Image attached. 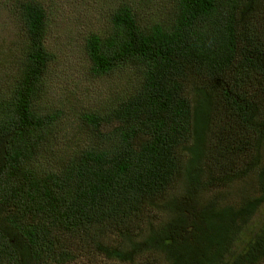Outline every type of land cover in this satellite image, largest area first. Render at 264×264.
<instances>
[{
  "label": "trees",
  "instance_id": "16d2710c",
  "mask_svg": "<svg viewBox=\"0 0 264 264\" xmlns=\"http://www.w3.org/2000/svg\"><path fill=\"white\" fill-rule=\"evenodd\" d=\"M11 1L0 264H264V0H74L105 86L57 95L52 4Z\"/></svg>",
  "mask_w": 264,
  "mask_h": 264
},
{
  "label": "rangeland",
  "instance_id": "374dc122",
  "mask_svg": "<svg viewBox=\"0 0 264 264\" xmlns=\"http://www.w3.org/2000/svg\"><path fill=\"white\" fill-rule=\"evenodd\" d=\"M8 1H0V50L3 51L2 60H8L11 58V52L13 48L11 46L17 42L18 35L21 32L22 22L18 20L17 10L14 7L9 11L7 7ZM12 2V1H11ZM49 4H52V15L49 23V34L46 39V46L49 49H53L57 52L55 63H50L49 68L51 75L49 76L50 85L55 88L56 95L60 94L62 89L59 86L65 84V75L58 76L57 73L66 72L70 76L82 77L80 84L83 85L81 90L86 87H90L92 91H101L105 86L102 79H90L83 73L84 62V44L87 33H90L92 27L98 22L99 14L96 12H86L92 5H86L84 9L79 12H74L72 6H74V0H48ZM79 7L80 4H79ZM76 17L74 19L72 17ZM17 49V48H16ZM18 50V49H17ZM1 52V51H0ZM69 77V76H68ZM55 82V83H54ZM78 82V83H79ZM76 264V263H69ZM81 264V263H78Z\"/></svg>",
  "mask_w": 264,
  "mask_h": 264
}]
</instances>
